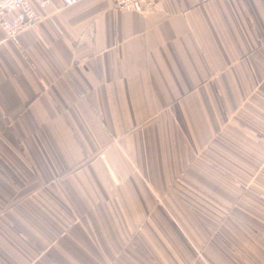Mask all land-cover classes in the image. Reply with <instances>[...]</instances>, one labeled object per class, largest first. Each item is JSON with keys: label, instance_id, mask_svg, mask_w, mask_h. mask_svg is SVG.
<instances>
[{"label": "crops", "instance_id": "1", "mask_svg": "<svg viewBox=\"0 0 264 264\" xmlns=\"http://www.w3.org/2000/svg\"><path fill=\"white\" fill-rule=\"evenodd\" d=\"M74 1L0 28V264H264L263 195L204 220L264 177V0Z\"/></svg>", "mask_w": 264, "mask_h": 264}, {"label": "rangeland", "instance_id": "2", "mask_svg": "<svg viewBox=\"0 0 264 264\" xmlns=\"http://www.w3.org/2000/svg\"><path fill=\"white\" fill-rule=\"evenodd\" d=\"M206 166L210 169L212 168L211 165L208 166V163L206 164ZM231 179L232 178L222 177L221 181L225 182L226 185L231 184L238 188V192L236 194L237 195L236 199L238 200L237 208L231 210L225 208H220L219 210L215 209V214L216 213L217 214L214 217L212 216V213H210L211 214L209 215L210 218L204 219L205 228H206V234L209 235L215 234V235L225 236L228 234L230 236H235L236 238L239 239L241 234H244L245 232H250V231H246L248 230V226L242 225L241 222L251 221L252 220L251 217L253 215H254L253 223L255 222V218H259V214L261 210L254 209L252 207V203L255 201L254 199L260 200V195L264 196V177L261 178V177L253 176V177L233 178V182H231ZM175 184L178 187L180 181L178 180L177 182H175ZM173 196H172L173 197L172 203L176 205L178 208H180L179 206L180 193L174 192ZM168 210L169 209L167 208V211ZM171 211L173 216H179L178 214L179 211L177 212L175 208H172ZM166 214L170 215L168 212H166ZM244 227H246L247 229L244 230ZM255 227H259V231H256L257 234L264 236V226H253V230H251L252 232H254ZM173 230H175L176 234H182L181 226L179 225H173ZM224 242L227 244L226 240H224Z\"/></svg>", "mask_w": 264, "mask_h": 264}, {"label": "built area", "instance_id": "3", "mask_svg": "<svg viewBox=\"0 0 264 264\" xmlns=\"http://www.w3.org/2000/svg\"><path fill=\"white\" fill-rule=\"evenodd\" d=\"M74 2L64 0L66 6ZM157 4L158 0H112L115 10L141 14L149 13ZM49 5L50 0H0V28L6 38L15 41L23 32L33 30L43 19L35 8L45 10Z\"/></svg>", "mask_w": 264, "mask_h": 264}]
</instances>
